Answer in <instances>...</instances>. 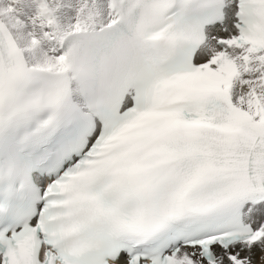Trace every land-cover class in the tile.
Returning a JSON list of instances; mask_svg holds the SVG:
<instances>
[{
    "label": "snow or ice",
    "instance_id": "6c2138e0",
    "mask_svg": "<svg viewBox=\"0 0 264 264\" xmlns=\"http://www.w3.org/2000/svg\"><path fill=\"white\" fill-rule=\"evenodd\" d=\"M0 264H264V0H0Z\"/></svg>",
    "mask_w": 264,
    "mask_h": 264
}]
</instances>
